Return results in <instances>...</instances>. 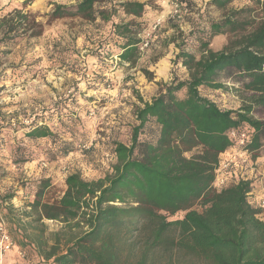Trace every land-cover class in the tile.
<instances>
[{
  "label": "trees",
  "instance_id": "obj_1",
  "mask_svg": "<svg viewBox=\"0 0 264 264\" xmlns=\"http://www.w3.org/2000/svg\"><path fill=\"white\" fill-rule=\"evenodd\" d=\"M233 1L208 4L223 8ZM250 1L253 7L196 24L188 32L176 27L174 63L185 67L188 78L175 77L151 101L139 98L131 141L115 143L110 173L92 180L70 173L64 193L53 201L44 199L49 178L41 179L34 199L20 207L13 203L15 195L0 194V212L12 236L18 237L13 236L12 251L29 248L52 264H264V220L249 201L252 180L214 187L221 154L235 144L233 130H248L252 138L242 150L253 161L262 156L264 123L253 113L257 106L264 107V0ZM106 2L57 4L49 22H111L110 36L96 57L116 55L120 63L133 65L142 53L147 27L137 18L148 4L122 0L96 8ZM130 16L133 19L126 20ZM0 28V44L7 46L22 36L38 38L45 30L21 9L1 17ZM222 34L230 36L228 43L213 49L214 38ZM229 68L250 94L238 109L223 108L202 92L224 88L217 77ZM143 72L151 79L148 69ZM50 119H34L25 136L50 140L55 135L47 124ZM54 144L55 157L75 151L73 143ZM26 161L22 156L15 163ZM44 219L60 223L61 230L47 237L44 227H35Z\"/></svg>",
  "mask_w": 264,
  "mask_h": 264
},
{
  "label": "rangeland",
  "instance_id": "obj_2",
  "mask_svg": "<svg viewBox=\"0 0 264 264\" xmlns=\"http://www.w3.org/2000/svg\"><path fill=\"white\" fill-rule=\"evenodd\" d=\"M2 1L4 7L0 10V18L14 9H21L45 26L43 35L38 38L22 36L9 46L0 44V194L15 195L13 203L18 207L34 199L37 185L43 178L51 180L44 199L53 201L64 193L65 179L70 173L80 172L87 180L110 173L115 163V143L126 141L129 144L131 141L136 125L135 110L141 106L139 98L144 101L153 98L175 77L188 78L186 69L169 62L174 46L157 44L155 36L159 38L165 30L168 31L165 35L172 41L178 35L176 27L188 32L196 24L220 20L230 11L253 7L250 0H234L223 8L209 5L210 0H136L148 4L146 10L153 20L137 19L146 23L149 44L142 50L143 60L138 69L129 70L127 66L121 67L116 55L103 59L96 57L99 46L110 36L111 22L99 18L94 22L82 18L49 22V14L57 4L74 5L79 0ZM120 1L107 0L97 4L96 8L110 7ZM176 1L188 7V13L180 23L170 14ZM163 15L164 21L152 30L151 26ZM162 24L165 26L161 27ZM168 25L171 29L174 27L172 31L168 30ZM2 37L0 28V40ZM229 38L227 34L219 35L212 48L222 49ZM160 55L166 57L158 61V68L160 72L166 69V73L161 79L159 76L155 79L153 73L151 79L147 78L143 70ZM217 80L225 87L205 88L203 94L227 109H238L248 102L250 94L243 88L244 80L234 69L219 72ZM253 115L264 123L263 106H257ZM47 117L51 118L47 124L54 129V137L31 140L25 136L34 119ZM262 137L261 155H264V132ZM54 141L57 147L62 142L73 143L75 151L65 158L55 157L57 153L51 151L55 148ZM83 145L86 146L83 148ZM22 156H27L29 161L15 163ZM238 157L253 169L264 163L263 159L258 165H250L247 155ZM35 227H44L45 235L50 237L62 226L44 219ZM13 236L18 238L16 234ZM15 251L14 255L17 249ZM22 251L24 257L20 264H52L32 249Z\"/></svg>",
  "mask_w": 264,
  "mask_h": 264
},
{
  "label": "built area",
  "instance_id": "obj_3",
  "mask_svg": "<svg viewBox=\"0 0 264 264\" xmlns=\"http://www.w3.org/2000/svg\"><path fill=\"white\" fill-rule=\"evenodd\" d=\"M188 13V7L183 2L176 1L173 3L170 14L171 17L176 19L179 23L183 20L184 16ZM165 16L159 17L154 24L151 26L152 30H156L158 26L164 21ZM143 44L142 50L148 46L149 40L147 39L146 30L144 32V36L142 37ZM230 137L234 140L235 144L233 149L236 150L235 156L238 155H247V159L250 158L252 160L251 154L247 150H242V146L251 141V134L248 130L242 129L240 131L233 130L230 133ZM86 145H83V148ZM244 163V161L241 160ZM255 162V161H253ZM237 163L234 160V156L226 159V161L221 160L220 167L216 172V179L214 181V187L216 189H221L224 186H227L231 183L238 182L240 178L235 174ZM250 195V194H249ZM251 203V202H250ZM254 207L258 209H264V198L251 203ZM15 248V241L10 232V226L8 222L5 220L3 214L0 212V258H4L8 253H10ZM17 255L20 257H24V252L17 248Z\"/></svg>",
  "mask_w": 264,
  "mask_h": 264
},
{
  "label": "crops",
  "instance_id": "obj_4",
  "mask_svg": "<svg viewBox=\"0 0 264 264\" xmlns=\"http://www.w3.org/2000/svg\"><path fill=\"white\" fill-rule=\"evenodd\" d=\"M4 7V3L3 1L1 0L0 1V10L3 9ZM1 12V11H0ZM125 16V15H123ZM129 19H133L132 16L130 17H127L126 20H129ZM139 20H149L150 22H152V17H150V12H146L144 13V15L142 17H139L137 18ZM162 26H165V25H161ZM169 27V25H168ZM174 27H172V29L169 27L168 30L172 31ZM165 33H168V31H165ZM165 33H163V35H160L159 38L156 37V43L157 44H167L169 45V48L172 47V45L174 46L173 49L171 50L170 54H169V62L172 63V65H174V61H172L173 59H175V56L178 52V49L175 45V42H173V40L171 41L170 38H168ZM218 36H216L215 38H217ZM214 38V40H215ZM213 40V42H214ZM164 57H166L165 55L163 56H158L157 58H154V61L153 62H150L149 66H147V69L150 70L151 73H153L154 75V78L156 79V76H159L160 79H161V75H164L166 73V69H162V71L160 72L159 68H158V61H162V59H164ZM143 55L141 53V55L137 58V61L135 64L133 65H130L129 62H124V63H121V67H129V70H137L138 69V66L140 64V61L143 60ZM175 66L177 68H181V69H185V67L182 66V64H175ZM168 70V68H167ZM161 73V74H160ZM168 75V74H167ZM156 96V95H155ZM152 97L149 98V99H145V101H151ZM136 123H137V120H136ZM125 144H127L126 141H121ZM235 153H236V150L233 149V148H230L229 150H227L226 152L222 153L221 154V160L223 159H227L229 157H233L234 156V160L235 162L237 163V166H236V170H235V174L237 175V179H238V176L240 178H245V179H250L252 180L253 182V189L249 195V201L252 203V202H256L262 198H264V163H261L259 164L260 160H263L264 159V155H262L261 157H259L255 162H253V160L250 161V165L251 164H256L259 166V168H255L253 169L251 166L249 168V165L248 164H245L243 162H241V160L239 159L238 156H235ZM259 175H261V177H259ZM260 178V179H259ZM21 199V198H20ZM22 204V203H21ZM262 220H264V209H260V212H259V215H258ZM16 251H12L10 253H8L4 258H0V264H19L21 263V259L18 258L16 255H14Z\"/></svg>",
  "mask_w": 264,
  "mask_h": 264
}]
</instances>
